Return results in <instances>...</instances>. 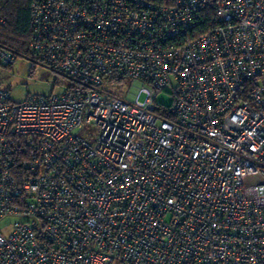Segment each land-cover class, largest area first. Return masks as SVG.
<instances>
[{"label": "built area", "instance_id": "1", "mask_svg": "<svg viewBox=\"0 0 264 264\" xmlns=\"http://www.w3.org/2000/svg\"><path fill=\"white\" fill-rule=\"evenodd\" d=\"M30 15L35 60L68 84L0 86V264H264V0ZM18 56L0 43V66ZM113 73L140 86L125 98Z\"/></svg>", "mask_w": 264, "mask_h": 264}, {"label": "rangeland", "instance_id": "2", "mask_svg": "<svg viewBox=\"0 0 264 264\" xmlns=\"http://www.w3.org/2000/svg\"><path fill=\"white\" fill-rule=\"evenodd\" d=\"M67 84L68 80L61 74L27 56L26 58L18 56L9 67L0 66V86L8 90L14 101H21L30 94L49 95L50 93H58ZM139 86V81L124 79L119 86L115 85L112 89L128 98L129 92H134ZM144 97L145 94L140 92L138 100L142 101ZM156 101L169 106L172 102L170 92L159 93Z\"/></svg>", "mask_w": 264, "mask_h": 264}, {"label": "trees", "instance_id": "3", "mask_svg": "<svg viewBox=\"0 0 264 264\" xmlns=\"http://www.w3.org/2000/svg\"><path fill=\"white\" fill-rule=\"evenodd\" d=\"M33 0H0V43L13 49L21 56L34 60L29 48L31 31L30 6ZM206 26V20L202 24ZM116 74L104 77V83H122Z\"/></svg>", "mask_w": 264, "mask_h": 264}]
</instances>
